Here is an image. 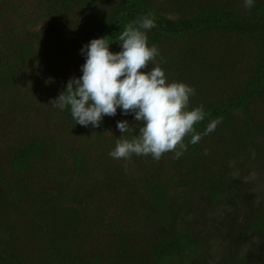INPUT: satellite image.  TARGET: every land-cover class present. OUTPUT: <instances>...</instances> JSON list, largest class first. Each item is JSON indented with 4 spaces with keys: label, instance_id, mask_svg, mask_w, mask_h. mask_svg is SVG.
<instances>
[{
    "label": "trees",
    "instance_id": "obj_1",
    "mask_svg": "<svg viewBox=\"0 0 264 264\" xmlns=\"http://www.w3.org/2000/svg\"><path fill=\"white\" fill-rule=\"evenodd\" d=\"M180 2L190 0H175L176 9ZM31 3L33 17L23 14L21 0H0V119L32 111L54 130L10 137L0 126L6 146V157L0 156V264H208L218 234L224 241L239 235L243 243L250 241L247 255L256 248L264 264L263 198L255 204L253 186L231 167L215 173L224 147L230 161L245 155V167L264 169V110L256 105L264 102V0H255L250 10L244 0H214L176 18L161 13L154 0ZM147 14L156 23L146 33L148 44L158 47L167 79L193 87L189 109L202 105L207 114L196 131L217 118L221 122L195 145L186 138L179 158L173 152L158 161L133 154L142 173H130L109 152L118 139L138 135L134 114L125 115L128 132L117 129L109 136L120 108L94 128L75 124L69 108L50 101L70 78L82 75L85 44L107 37L109 49L120 51V32ZM12 16L20 20L8 26ZM48 20L56 41L27 28ZM64 42L71 55L62 54ZM176 42L189 52H164V44ZM69 56L74 71L64 75L61 63ZM241 62L246 73L238 81L233 75ZM214 211L222 216L211 231ZM98 234L108 238L103 250ZM19 239L30 241L32 251L19 249ZM237 255L219 264H256V258Z\"/></svg>",
    "mask_w": 264,
    "mask_h": 264
},
{
    "label": "clouds",
    "instance_id": "obj_2",
    "mask_svg": "<svg viewBox=\"0 0 264 264\" xmlns=\"http://www.w3.org/2000/svg\"><path fill=\"white\" fill-rule=\"evenodd\" d=\"M255 0H244L251 9ZM156 27L152 14L129 22L117 37L121 50L109 49L107 37L91 39L81 49L85 62L82 75L68 80L66 89L50 102L61 110L70 109L75 124L99 127L105 116H115L120 108L123 115L134 114L140 127L132 139L120 138L109 156L128 159L133 154L159 160L165 153L179 158L188 143L195 145L211 133L220 119L212 120L202 133L195 125L207 115L203 106L189 109L195 89L184 82L167 80L157 62L156 45L149 46L147 31ZM149 65H153L149 69ZM143 69H148L143 71ZM123 134L129 131L127 120L117 121Z\"/></svg>",
    "mask_w": 264,
    "mask_h": 264
},
{
    "label": "rangeland",
    "instance_id": "obj_3",
    "mask_svg": "<svg viewBox=\"0 0 264 264\" xmlns=\"http://www.w3.org/2000/svg\"><path fill=\"white\" fill-rule=\"evenodd\" d=\"M225 0H222V2H224ZM155 5L157 6L158 10L165 14L168 15L169 17H173L176 18L178 17L180 14L179 13H183L186 14L188 11H190L191 13L196 11L198 9V7L201 4H205V3H214V0H190L189 3L187 2H180L181 4H183V6L179 7L176 9V3L175 0H154ZM21 5L23 7V11H24V15L26 16H34L35 15V11L29 12V10L32 8V3L31 0H21ZM31 18V17H30ZM18 18L15 16H12L10 18H8L5 22L8 26L14 25L15 23H18L19 20ZM27 28L29 30H38V31H42L44 33V37L45 39H49L50 41L55 40V37L58 38V35L55 31V29L52 27L51 25V21H41L40 24H38L37 26H27ZM56 41V40H55ZM118 47L120 46V44L117 45ZM62 54L68 53L71 55V52H67L65 50V42L62 43ZM55 53L57 52V47L56 49L53 50ZM174 52L176 54H181L185 55L187 52V48H180L179 44L176 43H172V44H164V52ZM62 64V71L64 75H67L69 73L68 68H70V70L74 71V68L71 67L70 64V56L67 57L66 59H64V61L61 63ZM236 73L233 75V77H235V80H240L243 79L245 76V62H241L240 64L237 63V65L235 66V70ZM174 79V78H173ZM169 82L173 81V80H169L167 79ZM187 84V83H186ZM234 83H232L233 85ZM229 90V89H228ZM223 90L222 89H217L215 92L216 93H221ZM231 93V91H230ZM257 108L259 111H262L261 109L264 110V102L262 101H257ZM256 110V112H259ZM120 120H126L125 115L122 114V116H119V114H117L115 116V120L110 124L109 128H108V132L107 134L109 136H111L113 134V132L115 133V131L118 129L117 128V121ZM0 126H5L7 128L6 132H9L10 137H15L16 132H19L21 134L25 133V132H30L33 131L34 133L37 134H41L42 130H46L48 132L53 131L54 129L49 126V124H46L45 121H43L38 114H35V112H29L26 116L25 115H20L19 113H11V114H5L1 117L0 119ZM230 148V147H229ZM222 151V155H218V160H219V167L215 170V173L218 174L221 170H223V168L225 166L231 167L232 168V173L235 176H243V182L244 184L250 188V186H253L254 190L256 191V195L255 196V204H258L257 202L260 201V198H263L264 200V169H261L260 167H255V166H244V157L240 156L238 160L232 159L230 161L229 156H227L226 153V149L225 147L221 149ZM224 152V153H223ZM3 155V157H6V146L3 143H0V156ZM117 162H121L123 165L125 164L128 168V171L130 173H142L141 169L138 168V166L136 164H134L132 162V158H128V159H116ZM229 161V162H228ZM228 162V163H227ZM237 163V164H236ZM236 164V165H235ZM247 164V163H246ZM262 200V201H263ZM262 208L264 209V202L261 205ZM235 210L236 209L234 207ZM117 213V212H116ZM114 213V216H116ZM225 215V212L223 213ZM211 215L214 217L213 220L211 221V224H213L210 227V230H214L215 226L218 225V219L217 216L221 215V213L217 212L215 213L212 212ZM240 214H238L237 216H239ZM236 216V217H237ZM122 220L124 221L125 218L123 216H121ZM238 220V222H243L244 219L242 218H236ZM126 221V220H125ZM215 224V225H214ZM242 224V223H241ZM241 236H237L236 240L233 241V239H229L224 241L225 238L221 237L219 234L216 235L215 238H213L211 240L212 245H211V255L208 258L210 261H208V264H216V263H220L225 257H228L229 255L233 254V253H237V258H241V257H245V256H251L252 259L256 258V264H263V261H260L257 258V253H256V248L252 251V253L250 255L248 254L249 251V244H252L250 241H247L246 243H243V240L240 238ZM96 240V239H95ZM97 240H99L100 242H98ZM97 242H98V247L100 248V250L105 249V242L108 240V238L105 235L102 234H98L97 237ZM17 244H19L20 239L16 240ZM31 242L30 241H24L23 243L19 244V249L20 248H24L25 246H31ZM33 248H29L30 252L32 251ZM24 250V249H23ZM256 254V256H254ZM262 258V257H261ZM237 262V261H236ZM251 262V261H250ZM253 264H255V262H253Z\"/></svg>",
    "mask_w": 264,
    "mask_h": 264
}]
</instances>
